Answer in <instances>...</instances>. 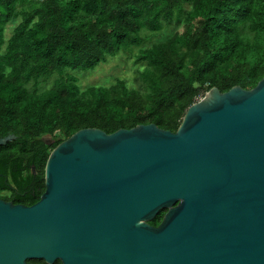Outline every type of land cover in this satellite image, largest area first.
Returning <instances> with one entry per match:
<instances>
[{
  "label": "water",
  "instance_id": "95a60500",
  "mask_svg": "<svg viewBox=\"0 0 264 264\" xmlns=\"http://www.w3.org/2000/svg\"><path fill=\"white\" fill-rule=\"evenodd\" d=\"M45 179L33 204L0 197V264H264V76L213 86L177 130L80 128Z\"/></svg>",
  "mask_w": 264,
  "mask_h": 264
},
{
  "label": "trees",
  "instance_id": "16d2710c",
  "mask_svg": "<svg viewBox=\"0 0 264 264\" xmlns=\"http://www.w3.org/2000/svg\"><path fill=\"white\" fill-rule=\"evenodd\" d=\"M135 47L132 77L82 87L71 72ZM263 76L264 0H0V135L16 134L0 144V192L38 201L51 151L80 128L177 130L213 86L251 88Z\"/></svg>",
  "mask_w": 264,
  "mask_h": 264
},
{
  "label": "rangeland",
  "instance_id": "374dc122",
  "mask_svg": "<svg viewBox=\"0 0 264 264\" xmlns=\"http://www.w3.org/2000/svg\"><path fill=\"white\" fill-rule=\"evenodd\" d=\"M178 26L179 25L174 22L172 24L164 25L160 31L150 35L149 43L164 39L166 36L172 33ZM147 34H150V32H147ZM136 50L137 47L132 50L122 51L117 55L109 56L106 61L100 63L95 69L75 70L71 72L78 76L79 84L82 87L92 83H110L119 76L132 77L136 67ZM205 94L199 96L197 100L204 97Z\"/></svg>",
  "mask_w": 264,
  "mask_h": 264
},
{
  "label": "flooded vegetation",
  "instance_id": "af4514ba",
  "mask_svg": "<svg viewBox=\"0 0 264 264\" xmlns=\"http://www.w3.org/2000/svg\"><path fill=\"white\" fill-rule=\"evenodd\" d=\"M11 185V187L13 188V189H16V187H15V185L14 184H10ZM9 192V190H3L2 192H0L1 193V195H0V197H2V198H4V199H6L4 196L7 194ZM6 200H8V199H6ZM166 214V213H165ZM164 218V217H163ZM163 218H162V220H163ZM161 220V221H162ZM151 221V220H150ZM160 221V222H161ZM159 222V223H160ZM158 223V224H159ZM158 224H154V225H158ZM49 264V263H48ZM53 264V263H52ZM60 264H63V262H62V260H61V263Z\"/></svg>",
  "mask_w": 264,
  "mask_h": 264
}]
</instances>
